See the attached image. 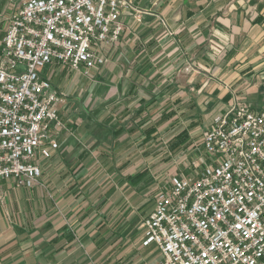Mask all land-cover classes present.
<instances>
[{
  "label": "built area",
  "instance_id": "1",
  "mask_svg": "<svg viewBox=\"0 0 264 264\" xmlns=\"http://www.w3.org/2000/svg\"><path fill=\"white\" fill-rule=\"evenodd\" d=\"M132 0H23L12 7L0 47V180L39 185L62 128L58 97L43 70L52 63L87 73L106 61ZM209 158L192 160L156 194L142 220L143 245L160 264H264V103L234 105L202 138Z\"/></svg>",
  "mask_w": 264,
  "mask_h": 264
},
{
  "label": "rangeland",
  "instance_id": "2",
  "mask_svg": "<svg viewBox=\"0 0 264 264\" xmlns=\"http://www.w3.org/2000/svg\"><path fill=\"white\" fill-rule=\"evenodd\" d=\"M22 1L0 0V47L11 9ZM132 1L136 11L122 16L124 30L128 26L139 40V28L142 25L148 27L150 21L153 22L150 25L152 31L166 27L164 12L167 8H157L159 2L156 0ZM203 1L184 0L182 5L187 2L194 7ZM219 3L217 0L204 28L210 32L207 40L200 42L196 38V43L202 47L197 55L194 56L195 48L190 49L189 58L181 67L174 68L165 63L160 68L155 64L138 72L139 75L147 74L146 82H153L151 89H147L146 82L129 89L130 85L125 84L124 61L115 62L108 55L112 46L106 48V52L102 51L105 63L87 73L59 63H52L43 70L58 97L56 107L62 128L57 143L66 126L73 124L82 128L68 158L69 171L77 168L79 179L70 175L60 186L77 190L84 183L80 190L85 194L73 196L76 202L68 206L74 224L82 223L78 225L80 232L89 231V221L93 231L98 230L100 223L106 227L107 232L101 234L103 242L97 246L96 264H140L136 251L126 254L124 249L128 244L137 246L136 241L142 233L145 239L144 211L153 208L156 194L169 187L171 175L187 173L185 164L196 159L204 162L209 158L202 149V138L217 116L238 104L255 111L264 101V83L260 79L264 75V42L257 43L258 49L250 46L242 49L237 41L242 37L228 31L229 17L220 15ZM261 12L264 14V9ZM146 17L152 20H145ZM203 19L204 15L200 13L194 17V22L197 25ZM131 25L132 28L138 25L136 31ZM234 26L241 27L238 23ZM126 31L131 37L132 34ZM132 74L136 75V72ZM111 126L123 127V134L118 139L112 137ZM181 130L188 132V142L183 147L170 149V139ZM41 176L40 163L39 185L44 183ZM100 192L103 194L98 197ZM88 195L97 199L91 206L92 212L89 215L77 212V206ZM98 219L100 223L95 222ZM94 234L96 239L100 232ZM106 257L109 260H104Z\"/></svg>",
  "mask_w": 264,
  "mask_h": 264
},
{
  "label": "crops",
  "instance_id": "3",
  "mask_svg": "<svg viewBox=\"0 0 264 264\" xmlns=\"http://www.w3.org/2000/svg\"><path fill=\"white\" fill-rule=\"evenodd\" d=\"M183 1L156 0V3L159 2L157 8L164 7L162 10L167 8L164 12L166 27L152 31L150 25L153 22L150 21L148 27L142 25L143 27L139 28L141 37L138 40L133 31L126 26L115 44L107 47L100 46L101 54L106 52V48L112 46L111 50L108 49L109 57H113L115 62L124 61L125 84L130 85V90L146 82L147 74L139 75L138 72H142L145 68H152L155 64L160 68L165 63L173 65L174 68L181 67L189 58L190 49L195 48L194 56L201 50L202 47L196 43V38L201 42L207 40V36L210 35V32L208 33L204 28L212 17L217 0H204L200 5L194 6L195 9L190 6L187 10L182 5ZM177 7L180 8L175 11ZM263 9L264 0H228L226 2L220 0L217 7L220 15L226 14L229 17L228 31L233 36L242 37L237 38L242 49L247 46L258 49L257 43L264 42H261V37L264 36V14L261 12ZM200 13H203L204 19L196 25L194 17ZM147 19L152 20L151 17H146L145 20ZM121 20L123 21L122 18ZM235 23L240 24L241 27L234 26ZM137 26L130 27L136 31ZM126 30L132 34L131 37ZM255 57L258 58V56ZM241 60L244 63L245 56ZM134 72L136 75L132 74ZM260 79L264 83L263 74ZM152 83L148 80L145 83L148 85L144 86L151 89ZM140 85L139 87L143 89ZM263 103L264 101L259 107ZM68 128L66 126L63 131L61 130L62 135L57 147L50 149V157H39L41 177L44 182L42 185L26 188L16 186L11 179L0 180V264H96L95 256L99 254L97 246L103 242H101L103 238L101 234L107 232L106 227L98 219L95 222L100 223L99 231L91 230L92 223L89 221V228H87L89 231L80 232L81 228L78 229V225L82 223L74 224L75 220L72 215H69L68 206L75 204H72L76 202L73 196L85 194L80 190L84 183L77 181L81 183L77 190L73 187L68 189L60 186L64 184V180L68 181L70 175L74 179H79L77 168L72 172L69 171L68 158L75 149L74 139L76 135L81 134L82 128L73 124ZM109 193L106 190V195ZM101 194L103 193H98V197ZM90 195L84 197V201L77 206V212H85L88 213L87 215L92 212L91 206L97 199H93ZM152 209L148 208L144 211L143 219ZM96 232L100 234L95 239ZM143 241L144 233L137 239V246L133 244L126 246L124 249L126 254L136 251L140 257V264H160L162 256L156 245L154 243L143 245ZM104 260H109V257Z\"/></svg>",
  "mask_w": 264,
  "mask_h": 264
},
{
  "label": "trees",
  "instance_id": "4",
  "mask_svg": "<svg viewBox=\"0 0 264 264\" xmlns=\"http://www.w3.org/2000/svg\"><path fill=\"white\" fill-rule=\"evenodd\" d=\"M228 0H225V2ZM184 4V9L187 10L189 9V5H187L188 3H183ZM169 116H165V118H167ZM164 118V119H165ZM109 130H111V134L113 138L118 139L122 134H123V127L119 126L117 128L115 127H109ZM188 142V132L186 130H181L180 132H178L176 135H174L171 139H170V143H169V147L172 150H175L179 147H183L186 145V143Z\"/></svg>",
  "mask_w": 264,
  "mask_h": 264
}]
</instances>
